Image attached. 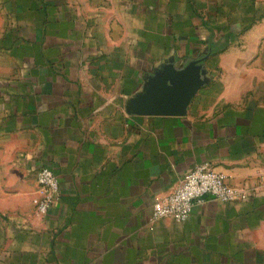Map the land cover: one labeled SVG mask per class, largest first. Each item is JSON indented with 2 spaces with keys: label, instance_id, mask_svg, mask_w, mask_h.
<instances>
[{
  "label": "crops",
  "instance_id": "0c3cea01",
  "mask_svg": "<svg viewBox=\"0 0 264 264\" xmlns=\"http://www.w3.org/2000/svg\"><path fill=\"white\" fill-rule=\"evenodd\" d=\"M0 3L19 68L0 91V195L28 196L0 204V264H264V59L237 48L249 27L194 0ZM193 61L205 84L185 116L130 110L150 78ZM203 163L247 200L152 220ZM44 167L60 198L38 217Z\"/></svg>",
  "mask_w": 264,
  "mask_h": 264
},
{
  "label": "built area",
  "instance_id": "2783aa9c",
  "mask_svg": "<svg viewBox=\"0 0 264 264\" xmlns=\"http://www.w3.org/2000/svg\"><path fill=\"white\" fill-rule=\"evenodd\" d=\"M37 183L34 205L37 214L45 217L60 198V184L53 170L47 167L38 172ZM205 197H212L226 204H235L247 200L248 194L230 186L225 176L215 171L210 164H199L172 194L154 204L152 220L170 218L176 222H186L195 204Z\"/></svg>",
  "mask_w": 264,
  "mask_h": 264
},
{
  "label": "rangeland",
  "instance_id": "374dc122",
  "mask_svg": "<svg viewBox=\"0 0 264 264\" xmlns=\"http://www.w3.org/2000/svg\"><path fill=\"white\" fill-rule=\"evenodd\" d=\"M194 4L200 8L202 7L204 9L203 12L210 9L216 11V16H219L218 21L220 25L228 27V30H235L240 34L245 31L246 27H249L240 36L239 47L237 48L242 49L241 46L244 44L247 46L249 43H255L256 47H253V49L256 50H250L252 56L264 59V0H219L215 3L210 2V4L208 0H194ZM1 6H3V3H0V91L9 85L5 80L10 81V75L17 73L19 69L13 65L10 39L4 23L6 15ZM219 11L222 13H219ZM259 39L261 40L259 41ZM260 45L261 49L259 50ZM0 187H3V179L1 178ZM27 197L23 194H13L10 198L0 195V204L7 201L13 204H24L27 201ZM31 198V202L33 201L32 203H34V196ZM36 216L40 217L37 212Z\"/></svg>",
  "mask_w": 264,
  "mask_h": 264
},
{
  "label": "water",
  "instance_id": "95a60500",
  "mask_svg": "<svg viewBox=\"0 0 264 264\" xmlns=\"http://www.w3.org/2000/svg\"><path fill=\"white\" fill-rule=\"evenodd\" d=\"M200 61H193L183 69L174 63L148 81V87L130 103V110L139 116L182 117L205 84Z\"/></svg>",
  "mask_w": 264,
  "mask_h": 264
}]
</instances>
